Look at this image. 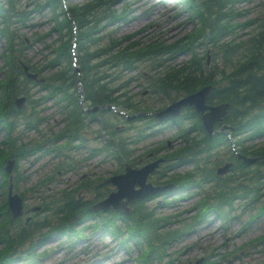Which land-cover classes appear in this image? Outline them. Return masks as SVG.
<instances>
[{
  "label": "trees",
  "instance_id": "1",
  "mask_svg": "<svg viewBox=\"0 0 264 264\" xmlns=\"http://www.w3.org/2000/svg\"><path fill=\"white\" fill-rule=\"evenodd\" d=\"M69 1L66 0L65 5L63 0H0V38L6 40V51L3 54L7 71L3 81L6 100L0 103V121L7 130L4 140L6 147L0 145V169L3 170L5 160L9 156L19 160L20 157H27L31 152L43 149L42 141L45 140L19 142L14 136V119L22 110L14 108L13 96L24 93L30 97L33 108L30 113H24L25 118L29 125L38 126L45 117L38 110L40 99L54 95L65 101L66 106L62 105L60 109L66 116V125L53 135L51 145L47 148L59 150L61 146L55 143L62 139H65L62 145L64 148L73 146L77 139L85 143L89 141L86 133L90 129L96 132V136L104 131L110 138L103 146L93 148L95 153L105 151L106 154L117 157L122 154L127 161L137 164L149 151L157 153L163 151L167 160L161 173L157 174L159 179L180 186L197 180L201 183L218 182V188H213L214 193L208 194L202 205L198 204L201 214L207 209L210 211L212 207L223 213V217L228 214L224 205L228 199L235 197L231 181L242 182L241 194L258 202L264 195L262 191L264 167L259 162L250 166L237 159L221 132L213 135H208L205 131L200 132L201 119L193 107H186L181 117L176 119L180 124V133L185 136L184 144L172 148V145L163 140L158 145H149L143 153L134 157L136 148L133 143L148 139L151 134L146 133V129L150 128L156 119L141 115L128 121L125 116L111 108H101L94 113H87L79 103L77 84L80 75L85 104L88 107L114 104L116 108L132 114L153 109V105L150 106L145 97H142L141 91L135 92L130 87L132 80L139 79L140 73L137 71L139 66L147 62L155 74V77L151 76L150 84L156 91L169 95L176 92L185 94L211 83L213 88L208 102L227 100L231 103L225 122L234 128L231 134L237 137L239 152L262 157L264 145L252 148L247 141L264 134V12L261 18L243 20L241 17L245 12L241 5L251 0H178L187 12V21L192 27L172 40L144 41L135 37L137 32L118 36L114 28H111L114 24L128 20L131 12L130 1L124 3L119 2L120 0H83L72 3ZM45 10L50 12L49 19L52 24L49 30L43 34L35 32L29 38L23 36L20 28L35 23L32 13H43ZM246 28L249 29L245 32L248 35L241 37L237 30L243 31ZM53 34H56L53 43L47 42L46 37ZM229 34L234 35L233 39L227 40ZM76 35L79 75L72 66L70 50L71 41ZM28 39L30 44L27 42ZM36 41L42 42L43 48L48 49V53L43 56V62H33L26 56V50ZM207 47H211L213 54L209 67L206 66ZM180 53L190 54V58L176 62ZM20 58L40 73L46 68L51 69L52 72L46 75V82L39 84L40 88L48 90L47 94L38 98L33 97L30 88L27 87L29 80L23 75L19 64ZM133 70L137 73L129 74ZM137 84L136 81L134 86ZM97 117L100 119V128H94L92 124L94 119L97 121ZM186 119H189L188 124H185ZM139 120L142 122L137 124ZM129 128H134V134H126ZM197 129L199 133L195 132L190 139L189 132ZM219 147L220 150L212 152ZM225 155L235 160L238 174L236 177L230 175L229 180L228 177L216 175L213 168H207V165L216 158ZM188 158H193L197 162L194 165L195 170L188 166L184 172H179L175 168L176 165ZM62 165L60 164L58 168ZM3 173L6 176L4 170ZM18 176H21L20 172ZM89 178L81 179L70 191L41 196L40 214L27 224L13 219L4 201L0 207L2 218L0 263L10 259L14 253L24 251L25 246L30 248L35 246L34 242L38 237L47 238L55 232L60 235H80L81 229H78L77 225L100 214L93 210L92 205L109 191L106 177ZM49 179H52L51 176ZM253 182L256 186L252 188L250 185ZM39 183L40 181L36 182L30 190L35 191ZM80 188L86 194L79 195ZM91 193L93 198H86ZM144 202L134 203L133 210L128 215L112 211L103 214V217L106 218V225L113 226L114 231L122 230V224L116 223L118 219H122L131 236L149 243L148 250L145 251L148 257H152L150 259L155 256L162 257L164 246L180 232L177 229L161 232L160 228L168 222L170 216H157ZM229 209L233 207L230 206Z\"/></svg>",
  "mask_w": 264,
  "mask_h": 264
},
{
  "label": "rangeland",
  "instance_id": "2",
  "mask_svg": "<svg viewBox=\"0 0 264 264\" xmlns=\"http://www.w3.org/2000/svg\"><path fill=\"white\" fill-rule=\"evenodd\" d=\"M83 0H70L69 2H78ZM124 2V0H120ZM131 2V16L130 19L125 23H120V25L115 26L112 25L111 28L115 30L116 35H122L125 33L138 31V36L141 37L142 40L152 39H169L172 40L178 37L182 32L189 30L191 27L190 24L185 22L186 16L183 11H180V6L177 5L175 0H128ZM264 10V0H253L249 6L247 7V11L245 17H254L258 16ZM50 12L49 10H45L43 13L33 12L32 17L35 22L34 25L21 27L20 32L23 36L29 38L35 32L38 34H43L47 32L51 27V21L49 19ZM242 19H244L242 17ZM238 34L242 35V32H238ZM244 36V35H243ZM56 37V34L49 35L46 37L47 42H52ZM230 35L228 38H232ZM77 41V39H76ZM28 43L30 40L28 39ZM5 41L0 39V68H2L4 64V58L2 57V50L4 48ZM48 53V49H44L42 46V42L36 41L32 44L30 48H28L26 52V56L31 58L33 62H43L44 54ZM188 56L180 55L178 57V61L182 59H186ZM209 65L212 62V54L209 55ZM141 87L147 85L145 83L148 82L149 70L148 66L145 67V72L143 74ZM2 75L0 74V79ZM135 86L134 89H136ZM139 89V87L137 88ZM144 90V94L146 97H150V100L154 103V107H158L162 104H168L173 98L179 96L181 93L176 92L172 93V95L156 92H151L149 87L147 86ZM2 96V91H0V98ZM85 104V101L82 102ZM46 110L45 115L49 116L48 119L44 121L41 126V130H24V137L21 141H27V137L36 138L40 136V133H45L46 131L58 130L62 128L61 116L57 111L56 105L51 101H46L45 103ZM26 112L30 111V107H28ZM128 113V112H127ZM129 114V113H128ZM26 114L23 116H18L17 121L19 127L23 129L24 120L26 119ZM165 126V127H162ZM162 127V128H161ZM177 126L169 123L166 125H161L157 127L155 130V134L153 135L154 140L150 141H162L165 139L172 138L174 144H179L180 140H177V136L173 137L176 133ZM30 129V128H29ZM104 134L100 137V141L108 140L110 138L104 131L99 133ZM4 130L1 129L0 126V142L3 140ZM93 143V142H92ZM147 143H142V147ZM86 151V150H85ZM73 156L81 155L84 157V153H78L75 150L71 151ZM54 155V153H53ZM57 156H51V154L46 153V155L41 156L40 159L35 160H23L20 162L19 169L24 172L28 177L26 178L27 183L25 185H30V181H34L41 175L43 172H48L53 170L55 162L58 158ZM103 158V155L98 157H91L88 160L90 163L88 168L93 169V171L98 174H108L109 171L113 170L118 166V162L114 160L108 159L107 161L100 162ZM123 160V158H122ZM178 169L180 171L184 170V165L179 166ZM70 174H73L75 177V170L70 171ZM57 181L60 182V177H57ZM62 186L61 184H57L54 187ZM190 189V191H192ZM192 193V192H191ZM200 193V192H199ZM161 197V196H160ZM159 197V198H160ZM2 193L0 192V202L2 201ZM162 198V197H161ZM198 194L196 193L192 195L188 199H181L180 201L173 204V206H164L160 204L156 207L157 212L159 214L164 215H176L173 218V221L166 225L165 229L169 228H179L182 224L180 221L181 218H184L186 222L191 223L192 216L195 215V210L192 208L193 203L197 200ZM156 198L149 201L150 205L156 206ZM30 203V193H28V200ZM33 201V199H31ZM160 202V201H159ZM243 200H236L235 206L237 210L236 214L240 213V218H231L227 222L226 227H220L222 224V220L218 217H211L210 220L204 221L202 226L195 228L192 231H186L180 241L174 240L173 244H170L167 252H176L174 254L176 256V260L169 264H187V262L191 259H195L199 256H205V252L207 251V247L209 249H213V252H218L219 254L216 257H221V253L227 252L228 250L233 249L235 246H239L243 242H247L252 238L260 235L264 232V214L255 219L245 230L241 231V226L245 218H247L249 213H254L255 208L245 207L243 204ZM244 207L246 209H244ZM245 210L242 212V210ZM103 230L101 226H87L83 231L84 237L80 238L76 241L71 240L70 238H61L57 239L56 237H51L50 240H53L51 243L57 244L62 241H66L63 245L62 249H58V247L51 248V250L46 251L43 255H39L36 258V262L33 264H132L130 259V254L127 252L124 247L125 244H120V238L113 235L111 232L101 231ZM49 240V239H48ZM222 241L225 244L220 246ZM47 242V241H45ZM41 243V242H40ZM47 243V244H51ZM39 247H37L36 252L42 253L43 249L49 247L44 242L41 243ZM71 246H67V245ZM58 245V244H57ZM123 245V246H122ZM127 247V245H126ZM132 244L131 251H133L131 256H135L137 254V249ZM250 248V247H249ZM258 249H251L252 253L245 254V250L241 249L238 251L240 257L232 259V256L229 257L226 261L221 259V262L218 264H257L260 263L264 258V244L258 247ZM172 257V255H171ZM125 258V260H124ZM155 264H159V262L154 261ZM161 264H164L162 262Z\"/></svg>",
  "mask_w": 264,
  "mask_h": 264
},
{
  "label": "water",
  "instance_id": "3",
  "mask_svg": "<svg viewBox=\"0 0 264 264\" xmlns=\"http://www.w3.org/2000/svg\"><path fill=\"white\" fill-rule=\"evenodd\" d=\"M25 71L27 75L36 80H43V78L38 77L37 72H30L28 65H24ZM211 89V85H206L199 89L196 92L190 93L168 105L166 108L162 109L155 114L160 119H167L174 117L175 115L179 114L181 108L188 104H193L196 110L202 112V119L204 125L207 129H211L215 120H221L222 117L225 115L227 107L229 103H220L218 105H208L206 104V98ZM24 97L17 99V104L20 106L23 101ZM97 107H94L92 110L95 111ZM208 109V110H206ZM206 110V111H205ZM134 117V116H132ZM248 161H253V159H248ZM13 160L9 162L7 166V171L11 170L13 165ZM225 166L224 168H226ZM153 169V164H147L141 168H133L131 165L126 166V171L121 174L113 175L109 178V181L116 185V190H113L109 193V195L103 199L102 201L98 202L94 207L101 208V209H108V208H120L125 209L127 203L135 198V197H142L148 195L156 190L159 187L152 186L151 183H146V178L148 173ZM220 171V170H219ZM223 171V170H221ZM220 171V172H221ZM139 184V188H135L134 186ZM163 188H166L163 187ZM126 197L124 200L123 198ZM10 207L12 209L13 214L16 216L22 212V200L18 194H11L10 188ZM201 260H198L195 264H199Z\"/></svg>",
  "mask_w": 264,
  "mask_h": 264
}]
</instances>
